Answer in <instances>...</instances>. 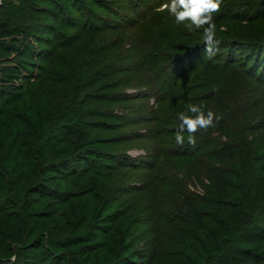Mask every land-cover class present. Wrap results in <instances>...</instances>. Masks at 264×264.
Wrapping results in <instances>:
<instances>
[{
  "label": "rangeland",
  "instance_id": "1",
  "mask_svg": "<svg viewBox=\"0 0 264 264\" xmlns=\"http://www.w3.org/2000/svg\"><path fill=\"white\" fill-rule=\"evenodd\" d=\"M162 2L0 0L11 19L0 25V42L15 50L10 58L27 61L20 93L4 85L0 98L11 100L0 115L8 174L0 179V264H218L224 246L213 241L215 227L208 225L206 240L197 222L186 221L193 203L184 201L204 198L202 165L215 163L207 153L228 146L234 163L226 156L223 168L232 164L236 173L228 182L245 192L232 201L249 205L243 237L264 236V0H223L213 17L220 43L212 59L202 30L176 26L156 11ZM12 23L14 38L3 34ZM6 57L0 54V76L16 64ZM71 60L84 69L81 92ZM188 104L221 118L195 134V145L186 131L178 145V113ZM69 127L83 130L82 143ZM88 240L104 249L88 253ZM142 240L139 259L133 251ZM242 247L264 258V240Z\"/></svg>",
  "mask_w": 264,
  "mask_h": 264
},
{
  "label": "trees",
  "instance_id": "2",
  "mask_svg": "<svg viewBox=\"0 0 264 264\" xmlns=\"http://www.w3.org/2000/svg\"><path fill=\"white\" fill-rule=\"evenodd\" d=\"M4 20L11 21L10 14L6 11V9L1 8V11H0V25L1 26H4L5 24H7L6 21ZM8 27H9L8 30L3 29V34L11 38L16 37V35L18 34L17 26H15L14 23H12V24H9ZM14 51L15 50H13L12 47L4 46L0 42V54L5 53L7 55L6 57L7 60L13 59L14 62H16V64L12 66H6L2 68L1 76H0V98H3L4 94H7L2 91V87L4 85L11 86V91L13 92L14 95H17L20 93L19 91L21 90L22 87H20V85H18L16 82L18 80L27 79V77L21 75V71H20V67L24 65V62L26 61L25 58H23L22 55L10 58L8 55V52L13 53ZM27 58L29 57L27 56ZM72 58H74V56H72ZM73 60L75 61V59ZM71 62L72 60L68 62L70 64L69 68H70V71L73 73L72 77L73 79L75 78V83L77 85V87H75L74 89L81 92L82 91V89L80 88L82 86L81 78L83 74L82 71H84V69H82L81 71L79 67H74L73 66L74 64H71ZM65 92L63 93L61 92L60 97L62 99L67 100ZM10 101L11 100L9 99L6 101H4L3 99H0V115L4 112L5 107L8 106ZM66 102L68 103V101H65L64 111L68 109L66 106ZM80 104L82 105L87 104V107L91 108L93 107L94 103L92 101H88L87 99H84V101H81ZM92 112L93 111H91V113L90 112L88 113L89 118L93 117ZM70 129H72V133L71 132L69 133L71 134L75 133L76 139L82 143L83 142L82 135L84 134L83 130L77 128L78 131L76 132L73 127H71ZM8 142L9 143H7L6 148H5V157H4L5 160H8L9 158H11V154L14 148L17 146V137L14 136ZM53 143L54 142L51 143L52 144L51 146H53ZM221 145H223L224 147L226 146L225 143ZM199 149H201V147H197L196 149L192 150L191 153L189 152V155L195 154ZM224 150H227V152ZM231 152H232V149L228 146L226 147V149L214 151V153L213 152L207 153L209 158H212V157L215 158V163L211 162L208 159L202 165L203 166L202 167L203 176L209 180V186L203 187V190L205 192L204 198L202 197V198L193 199L192 201H184V203H193L190 209L186 208L184 210V214H185L184 217L186 221L190 222V224L192 223V220L195 223L196 222L198 223L197 226H199V229L203 231V233L205 231L206 240L208 239V237L206 236V232H207L206 229L209 228L208 225L215 227V235H213L214 236L213 241L215 242L217 239H221L223 243L222 246H224L223 249L221 248L219 249L220 254H218V259H217L219 262L218 264H264V258L259 257L256 254L247 255V253H245L247 249H244L245 247L244 248L242 247L243 244H245L246 247L252 244H259L262 240H264V236L262 234H253L250 237H248V239H245L243 237L244 235L243 231L250 225L249 223L250 218L247 215H245L246 213H248V209L246 207H248L249 205L248 203H245V206H246L245 207L243 204L237 205L234 201H232V199H234V196L237 199V194H236L237 192L240 193L239 196L241 197V199L243 198L241 194L245 195V192L241 193L240 188H236L235 187L236 185H232L230 182H228V180L236 179V173L234 171V168L232 167V164L234 162L231 161L233 159L232 156L234 155V153L233 152L231 153ZM186 154H187L186 151L182 153L183 156H185ZM220 154H223L224 157H219ZM226 156H228L227 158H229V161H231L232 164L228 165L229 168L224 169L223 166L225 163L223 161ZM2 163H3V160L0 158V179H6L8 178V174H7L5 167L2 165ZM220 164H222L221 165L222 167L220 166ZM20 168L25 169V172L30 171L29 166L20 167ZM21 177H22L21 175H17L16 179L19 180V178ZM258 193L259 191L256 190L255 198H257ZM198 205L205 208V210H208V212L202 213L201 211H199L197 209ZM238 209H243L240 214L235 213L239 211ZM220 215H223V217H221L222 222L217 221V218ZM239 215L242 217L241 220L236 219V217ZM203 217L205 218L203 219ZM141 243L142 244H141L140 249H135L133 251V254L135 255V257L139 259H143L145 257V253L143 252V249H145L146 245L148 244L147 242H144L143 240L141 241ZM134 244H136V241L132 243V247L134 246ZM21 246L22 248H24L23 245ZM93 246L95 245L91 243V240H90L89 244L85 247V250L88 251V253H92L97 248L99 250L104 249V245L102 247H97V246L93 247Z\"/></svg>",
  "mask_w": 264,
  "mask_h": 264
},
{
  "label": "clouds",
  "instance_id": "3",
  "mask_svg": "<svg viewBox=\"0 0 264 264\" xmlns=\"http://www.w3.org/2000/svg\"><path fill=\"white\" fill-rule=\"evenodd\" d=\"M222 3L223 0H164L156 11L167 12L174 18L176 26L183 25L189 32L202 30L204 55L212 59L217 54L220 43L216 38L217 27L213 17L221 10ZM220 118L211 110L205 114L201 106L188 104L185 112L178 113L180 124L175 133L176 144H184L186 131L188 143L195 145V134L201 130L214 128ZM10 259L14 262L17 258L13 255Z\"/></svg>",
  "mask_w": 264,
  "mask_h": 264
}]
</instances>
